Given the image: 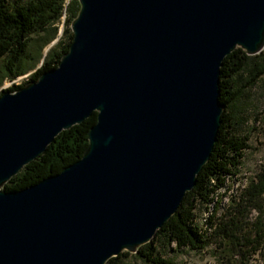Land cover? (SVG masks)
I'll use <instances>...</instances> for the list:
<instances>
[{"label": "water", "instance_id": "obj_1", "mask_svg": "<svg viewBox=\"0 0 264 264\" xmlns=\"http://www.w3.org/2000/svg\"><path fill=\"white\" fill-rule=\"evenodd\" d=\"M56 68L0 94V264H105L151 243L217 139L222 60L264 49V0H77ZM96 112L82 156L4 185Z\"/></svg>", "mask_w": 264, "mask_h": 264}, {"label": "trees", "instance_id": "obj_2", "mask_svg": "<svg viewBox=\"0 0 264 264\" xmlns=\"http://www.w3.org/2000/svg\"><path fill=\"white\" fill-rule=\"evenodd\" d=\"M77 0H0V78L15 77L27 70L56 35V24L66 14L64 39L49 49L39 68L30 76L36 81L43 71L56 68L72 40L70 23L77 15ZM39 56V55H38ZM22 59H29L28 65ZM264 73V52L248 56L235 48L222 60L219 101L224 105L217 139L207 163L199 171L194 187L185 193L176 213L157 229L151 243L136 254L151 264H172L160 256L158 246L173 244L174 250H208L216 264H264V157L246 185L238 181L247 148V137L237 133L238 116L231 106L244 87H251ZM25 83V82H24ZM13 85V91L24 85ZM3 90V91H5ZM2 91V92H3ZM96 122V112L80 124L61 131L36 159L25 165L5 185L6 191L33 185L77 161L87 146V131ZM228 195V200L223 197ZM123 251L105 264H119Z\"/></svg>", "mask_w": 264, "mask_h": 264}, {"label": "rangeland", "instance_id": "obj_3", "mask_svg": "<svg viewBox=\"0 0 264 264\" xmlns=\"http://www.w3.org/2000/svg\"><path fill=\"white\" fill-rule=\"evenodd\" d=\"M66 14L63 13L61 19L56 24V35L47 45L42 47L39 54L36 46L32 45L28 49L29 57L36 58L27 70L15 77H1L0 78V94L3 90L13 85H21L29 81V76L40 67L44 61L47 52L53 47L58 40L64 39V29ZM264 52V49L262 50ZM39 55V56H38ZM28 65L29 59H22V64ZM1 70V64H0ZM1 73V72H0ZM234 115L238 116L237 133L247 137V148L244 150V158L239 173V180L236 181L230 191L231 193L239 185L244 186L248 180L253 177L257 171L258 165L264 157V73L260 76L255 85L251 87H244L241 93L231 106ZM228 200V195L223 197V201ZM174 245L158 246L160 256L172 264H216L214 257L208 250L202 252H194L188 249L178 250ZM119 264H151L140 258L136 253H130L127 257H121L118 260Z\"/></svg>", "mask_w": 264, "mask_h": 264}]
</instances>
